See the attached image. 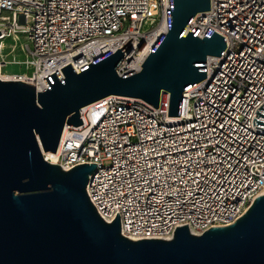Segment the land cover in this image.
<instances>
[{
  "label": "built area",
  "instance_id": "2783aa9c",
  "mask_svg": "<svg viewBox=\"0 0 264 264\" xmlns=\"http://www.w3.org/2000/svg\"><path fill=\"white\" fill-rule=\"evenodd\" d=\"M166 11L169 0H0V68L19 63L8 55L24 38L20 65L30 74L14 81L38 91L55 72L64 80L65 66L79 74L117 50L116 74L138 73L168 33ZM194 28L200 39L212 30L226 48L207 56L206 77L183 93L179 116H168L164 92L156 110L112 95L81 108L83 124L65 125L49 160L41 151L64 172L96 165L88 200L106 223L119 215L130 241L230 225L264 194V130L252 124L264 105V0H210L186 32Z\"/></svg>",
  "mask_w": 264,
  "mask_h": 264
},
{
  "label": "water",
  "instance_id": "95a60500",
  "mask_svg": "<svg viewBox=\"0 0 264 264\" xmlns=\"http://www.w3.org/2000/svg\"><path fill=\"white\" fill-rule=\"evenodd\" d=\"M210 0H169L168 33L145 58L141 71L120 77L123 53H108L75 74L71 65L36 90L0 80V264H264V194L234 223L195 235L176 228L170 240L130 241L119 215L106 223L86 194L96 165L67 172L41 155L55 152L65 125L79 127L82 107L112 95L158 109L169 94L168 116H179L182 95L205 79L207 56L219 57L224 38L212 30L186 32ZM1 36V35H0ZM253 127L264 130V105ZM264 177V170L262 172Z\"/></svg>",
  "mask_w": 264,
  "mask_h": 264
},
{
  "label": "rangeland",
  "instance_id": "374dc122",
  "mask_svg": "<svg viewBox=\"0 0 264 264\" xmlns=\"http://www.w3.org/2000/svg\"><path fill=\"white\" fill-rule=\"evenodd\" d=\"M3 14H6V13H3ZM13 41L11 40H6L5 41V44L6 45H13ZM25 40L24 38H20V41L17 43V47L15 48V51H11V54L8 55V58L10 60H13V61H16V62H20V61H23L25 60V54L22 53L19 49H20V44H25ZM9 51V50H8ZM8 51H5V53H8ZM2 73L3 74H9V75H15L17 73H26L27 75L30 74V71L29 70H26V68L23 66V65H13V64H10V65H7L5 67H3L2 69Z\"/></svg>",
  "mask_w": 264,
  "mask_h": 264
},
{
  "label": "bare ground",
  "instance_id": "6f19581e",
  "mask_svg": "<svg viewBox=\"0 0 264 264\" xmlns=\"http://www.w3.org/2000/svg\"><path fill=\"white\" fill-rule=\"evenodd\" d=\"M15 40H17V38H15ZM20 64V62L18 63ZM17 64V65H18ZM2 69L3 68H0V80H6V81H14L15 80V75H9V74H3L2 73ZM18 74V73H17ZM22 75L24 74L25 76H27L26 73H21ZM38 90L42 89V86H37ZM43 154H45V156L47 157L46 159L49 160V158L52 157V154L51 153H48V152H44ZM263 193H264V190H263Z\"/></svg>",
  "mask_w": 264,
  "mask_h": 264
}]
</instances>
